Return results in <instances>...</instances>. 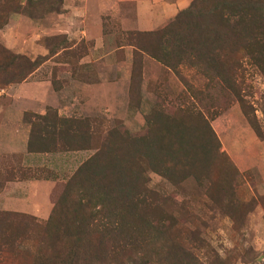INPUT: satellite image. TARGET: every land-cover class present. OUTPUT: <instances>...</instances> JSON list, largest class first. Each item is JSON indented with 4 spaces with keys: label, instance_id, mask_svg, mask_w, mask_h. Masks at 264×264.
I'll return each instance as SVG.
<instances>
[{
    "label": "trees",
    "instance_id": "1",
    "mask_svg": "<svg viewBox=\"0 0 264 264\" xmlns=\"http://www.w3.org/2000/svg\"><path fill=\"white\" fill-rule=\"evenodd\" d=\"M13 14L30 15L18 0H0V30ZM125 35L126 46L133 50L129 105L133 94L140 101L146 55L175 75L185 67L204 79V89L192 96L196 100L212 85L226 91L228 97L209 100L225 110L237 102L252 132L262 138L256 118L243 105L235 77L246 63L264 78V0H191L163 28ZM46 49L47 57L32 60L0 44V91L24 83L57 54ZM183 85L188 93L195 88L185 81ZM161 108L158 105L147 119L151 140H146L145 148V135L126 136L118 128L95 139L88 120L67 119L55 112L52 116L51 109L43 116L24 113L23 121L30 126L29 153L93 154L66 181L52 180V210L43 223L28 215L0 212V264H117V257L138 244L136 264H197L185 249L194 242V231L178 227L166 209L169 200L146 188L143 169L137 167L143 159L155 173L194 176L190 170L211 168L224 156L200 111L183 108L166 118ZM162 162L168 167L165 172L159 168ZM199 177L210 197L213 187L220 189L217 201H222L224 190L218 185L222 180ZM177 234L185 245L175 240Z\"/></svg>",
    "mask_w": 264,
    "mask_h": 264
},
{
    "label": "rangeland",
    "instance_id": "2",
    "mask_svg": "<svg viewBox=\"0 0 264 264\" xmlns=\"http://www.w3.org/2000/svg\"><path fill=\"white\" fill-rule=\"evenodd\" d=\"M18 2L22 6H27L30 15H10L11 23L8 21L0 30V44L12 53L24 55L32 60L47 57L46 47L54 50L57 54L48 58L37 69L38 73L33 80L51 81L53 91L61 90L55 100L53 98L52 103H56L57 100L62 104L72 103L67 119L88 120L95 139L112 129L119 128L126 136L145 135V148L151 129L147 119L158 105L162 107L161 111L166 118L175 117L176 110L183 108L192 110L195 108L202 113L219 142L218 153L224 156L215 159L213 168L198 166L190 170L194 176L178 171L170 174L165 169L168 167L162 162L159 168H162V172L166 171L162 175L148 169V162H142L143 159L137 168L143 169L146 188L169 200L166 209L172 212L178 227L194 231V242L187 244L185 249L196 258L197 264H264L262 75L252 66L243 63V71L235 77L245 109L253 113L257 120L262 134L260 139L250 129L237 102L225 110L223 105L209 100L215 96L228 97L226 91L212 85L211 89L197 100L192 98L197 90L204 89L206 82L193 70L185 67L177 69L179 73L175 75L153 59L154 62L145 69L143 64L140 101L137 102V97L133 94L132 101L136 106L129 105L131 72L129 79L126 80L127 68L123 64V50H119L120 47H128L125 35L128 32L121 29L118 19L102 15L104 43L101 50L93 51L92 57L90 54L92 41L82 40L79 43L78 39L68 41L64 34L68 27L74 26L66 25L65 16L71 11L70 8L81 7V0H18ZM67 7L69 8L66 12ZM67 46L70 49L62 50ZM86 55L89 57L79 65V60ZM145 57L147 56L144 55L143 62ZM184 81L195 87L191 93L185 90ZM94 83L98 84L99 89L82 90L83 93H80L82 97L78 94L76 86ZM41 91L43 92L42 87ZM9 100L0 91V106L7 105ZM219 102L224 104L222 99ZM27 107L26 105L25 110ZM75 107L76 109H73ZM82 107L85 109L80 111ZM54 112L51 111L52 116ZM92 154L93 152H83L66 155L67 161L61 159V163H66L67 168L31 169L27 171V177L66 181L76 167ZM53 163L58 166L60 160L56 159ZM200 174L211 181L222 180L218 184L224 190L222 201H217V197L220 196L218 187L212 188L211 199L207 194V184L204 179H200ZM35 221L43 223L37 219ZM176 236L175 240L183 243L181 234ZM139 245L128 248L131 254L126 253L123 257H117V264H136L134 253H139L136 252Z\"/></svg>",
    "mask_w": 264,
    "mask_h": 264
},
{
    "label": "crops",
    "instance_id": "3",
    "mask_svg": "<svg viewBox=\"0 0 264 264\" xmlns=\"http://www.w3.org/2000/svg\"><path fill=\"white\" fill-rule=\"evenodd\" d=\"M81 3V7H72L70 12L67 10L69 7L65 8V11H68L65 16L66 25L74 26L72 28L67 26L68 30H65L64 34L68 41L72 39H78L77 43L82 40L92 41L90 54L93 57V51L101 50L104 43L102 15L118 19L121 29L125 32H150L167 25L178 12L189 6L191 0H81ZM11 21L12 19L9 22ZM120 49L123 50L127 80L131 72L133 50L131 47H120ZM87 57L89 55L81 58L79 65ZM153 62L148 56L145 57L144 69ZM36 73L38 70L24 83L2 91L10 100L7 105L0 106V212L28 215L44 222L52 210L50 193L53 189V181L44 178L31 179L27 177V171L38 168H67L64 163L68 159L66 155L83 152H28L30 126L23 121L24 113L43 116L48 109H51L59 117L68 118L72 109V103L69 102L62 104L57 100L56 103H52L53 98L55 100L61 90L53 91L51 81L33 80ZM97 86L98 84L94 83L76 86V89L80 95L85 89H99ZM101 88L104 89L102 85ZM26 105L28 107L25 110ZM84 109L82 107L80 111ZM56 159L60 160L58 166L53 163ZM61 159H64L63 163Z\"/></svg>",
    "mask_w": 264,
    "mask_h": 264
}]
</instances>
